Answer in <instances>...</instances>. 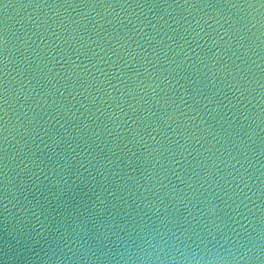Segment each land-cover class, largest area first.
Here are the masks:
<instances>
[{
  "label": "water",
  "instance_id": "1",
  "mask_svg": "<svg viewBox=\"0 0 264 264\" xmlns=\"http://www.w3.org/2000/svg\"><path fill=\"white\" fill-rule=\"evenodd\" d=\"M0 264H264V0H0Z\"/></svg>",
  "mask_w": 264,
  "mask_h": 264
}]
</instances>
